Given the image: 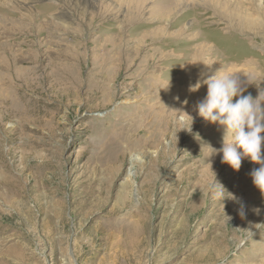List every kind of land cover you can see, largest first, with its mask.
I'll list each match as a JSON object with an SVG mask.
<instances>
[{"label":"rangeland","instance_id":"1","mask_svg":"<svg viewBox=\"0 0 264 264\" xmlns=\"http://www.w3.org/2000/svg\"><path fill=\"white\" fill-rule=\"evenodd\" d=\"M176 1L0 0L9 32L0 39L11 51L1 55L35 73L33 83L17 76L11 103L0 106V264H264V196L250 175L261 165L222 163L214 153L223 126L199 116L191 131L173 126L160 136V114H143L137 91L103 104L87 90L99 35L102 42L125 31L120 42L133 45L147 30L180 27L184 37L200 34L197 43L219 44L218 65L254 63L264 88V0H180L172 16ZM72 48L82 52L81 84L63 86L66 74L49 72L73 74L64 58ZM172 72L168 60L156 74ZM248 93L256 97L257 86Z\"/></svg>","mask_w":264,"mask_h":264},{"label":"bare ground","instance_id":"2","mask_svg":"<svg viewBox=\"0 0 264 264\" xmlns=\"http://www.w3.org/2000/svg\"><path fill=\"white\" fill-rule=\"evenodd\" d=\"M34 1L38 0H28V4L31 5ZM70 1L71 0H68V2ZM1 2L5 3V6L8 5L6 4V0H1ZM176 2L177 6L172 7L171 15L177 12L178 7L180 8L181 1L179 0ZM30 7L31 6L28 7L29 11H27V14L30 12ZM185 14L182 16H185ZM28 16L31 21V15ZM181 18L182 17H180V19L176 18L177 24L181 22ZM5 21H7V19ZM4 24V21L0 20V33H2L1 35H3V37H9L6 35L9 32L4 29L6 28ZM42 27L43 25H41V27H33L36 35L39 34V31L43 30ZM1 29L3 31H1ZM162 31L165 30H147L143 36L134 38L136 41L133 45L128 44L131 48H128L125 42H120L124 36L126 37L125 31L119 34H109L108 40L104 39L102 42L100 40V36L102 35H99V38L93 41L98 46L92 45V48H95L94 53L96 54L93 55V67L87 73V90L91 94L92 99L100 100V103L103 104L113 102L116 97L123 99L130 98L137 91L141 94L145 102L143 114L149 116L153 110H156L157 113L160 114L159 117L162 118V122H164L161 127L162 130L159 131V135L166 136L173 126L180 129L182 126L187 127L191 124V117L193 118L192 124L199 117L197 104L199 101L203 100L207 94V85L203 83L204 80L215 75L220 70L237 71L236 74L242 80L246 78L244 72L252 74L257 72L258 68L254 69L252 67L254 63L247 64V60L244 62L246 63L244 66H242V64L241 66H237L238 68L233 67L232 69H228L225 65H218L219 63L216 62L217 55L221 53L218 54L219 44L208 45L205 42L197 43L196 41L199 40L200 34L198 36L197 33H189V35L184 37V32L181 27L173 34H167ZM127 35H129V37L131 35L133 36L132 31L127 32ZM39 42L42 43L41 40ZM39 42L38 44H40ZM144 43H149L150 47L144 49ZM90 46L89 43L84 47L82 46L83 48L89 49L88 54L91 52ZM69 49L68 47V50ZM8 52L11 51L8 50L4 42L0 39V106L3 107H8V104L11 103L10 97L14 89L13 81L17 76H27L26 83H33L35 79V73L32 69L17 68L14 65V59L11 58L10 61H8L1 55L2 53L6 54ZM11 54L13 55V53ZM68 54L70 53L67 52L64 58L72 61L71 66L73 74L70 73L71 68L59 67V72L57 70L55 73L49 72V75L66 74V78L63 76L61 77L60 83L63 86L73 83L80 85L81 83H77L79 79H77L75 74L76 66L81 64L83 58L82 52H80L79 49H73V51L71 50V55ZM210 56L214 58L213 61L209 59ZM168 60H172V73H179V76H175L176 78L171 77L173 74L169 77H162L156 74L157 69L164 67L165 62ZM192 61H197V63H190ZM66 62L68 61L66 60ZM50 64L54 67L58 65L54 60ZM66 65L67 63H64V66ZM68 66L69 65H67V67ZM251 70L254 72H251ZM43 74L48 75V72L44 71ZM68 80L70 81L68 82ZM198 82L201 84L200 88L197 91H190V87ZM172 83L173 86L176 87L170 91L168 89L172 87ZM76 95L77 92L74 97H76ZM75 101H77V99L74 100V102ZM179 114L182 115L186 123L175 121V117ZM127 138L128 140H126L125 143L126 146L123 147L125 151L138 146V136L134 139L131 137ZM155 141H158V139ZM211 145V149L217 147L216 144Z\"/></svg>","mask_w":264,"mask_h":264},{"label":"clouds","instance_id":"3","mask_svg":"<svg viewBox=\"0 0 264 264\" xmlns=\"http://www.w3.org/2000/svg\"><path fill=\"white\" fill-rule=\"evenodd\" d=\"M190 63L195 64L197 61ZM236 73L237 71L220 70L203 81L207 85V94L197 104L198 114L206 121L218 123L225 129L223 146L215 149L214 153H223L222 163L229 164L236 171L240 170L244 158L261 165L258 169H253L250 175L253 184L264 196V88L260 87L262 80L257 82L255 75L244 72L247 79L242 81ZM252 84L257 86L258 95H243L247 86ZM200 86L198 82L189 90L197 91ZM234 97L239 99L233 102ZM192 120L191 117V124ZM181 123H186L183 118ZM191 124L183 129L191 131ZM226 136L230 138L225 139ZM256 211L258 214L259 209ZM240 214L243 216V211Z\"/></svg>","mask_w":264,"mask_h":264}]
</instances>
